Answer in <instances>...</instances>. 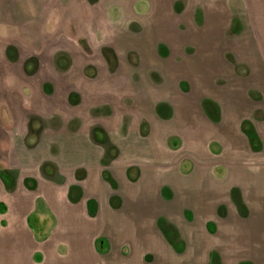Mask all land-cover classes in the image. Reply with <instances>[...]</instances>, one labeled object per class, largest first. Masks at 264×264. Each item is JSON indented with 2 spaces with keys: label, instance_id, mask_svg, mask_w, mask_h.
Masks as SVG:
<instances>
[{
  "label": "rangeland",
  "instance_id": "1",
  "mask_svg": "<svg viewBox=\"0 0 264 264\" xmlns=\"http://www.w3.org/2000/svg\"><path fill=\"white\" fill-rule=\"evenodd\" d=\"M218 4L0 0V158L16 165L0 166L11 179L1 198L8 211L0 214V264H204V234L192 235L197 226L180 227V235L188 238L183 243L179 226H164L172 236L168 241L150 229L161 209L155 198L161 184L177 190L197 188L202 179L198 175L214 171L219 179L213 178L216 183L210 187L216 189L226 160L231 159L233 167L237 156L259 170L258 176L264 175V147L252 154L243 151V139L251 132L221 126L238 121L236 111L246 102L244 115L254 118L255 132L264 142V99L252 82L223 76L234 70L244 77L245 66L233 63L227 51L222 62L211 66V50L203 35L198 37L202 12ZM245 46L237 48L244 53ZM242 93L253 94L255 102L248 103ZM126 168L127 184L116 191L109 182L95 181L101 170L120 178ZM177 169L184 174L177 176ZM233 171L229 183L237 180ZM81 179H86L80 185L82 202L69 203L68 190ZM19 191L37 196L27 215L31 230L17 210ZM118 191L126 196L134 192L133 197L145 192L138 205L149 216L144 223L138 220L146 223L143 234L135 218L118 219V231L125 236H112L108 250L98 253L91 245L96 237L105 238L98 222L81 245L75 233L61 232L67 213H75V220L91 196L101 202L98 220L107 217L111 210L105 200ZM183 195L175 194L178 205L184 204ZM167 202L164 210L172 208L173 201ZM176 211L170 213L171 221ZM218 244L222 246L220 240ZM96 249L103 252L100 243ZM226 251V264H233V251L228 246ZM210 257L209 264L224 262L220 255Z\"/></svg>",
  "mask_w": 264,
  "mask_h": 264
},
{
  "label": "crops",
  "instance_id": "2",
  "mask_svg": "<svg viewBox=\"0 0 264 264\" xmlns=\"http://www.w3.org/2000/svg\"><path fill=\"white\" fill-rule=\"evenodd\" d=\"M210 1L219 4L217 7L204 9L201 14L203 29L202 31L200 30L197 32L200 33L198 37H200L201 34L203 35L204 45L209 48V51L211 50V54L213 55L210 65H214L217 61H220V59L222 62L225 52L227 51V53L233 56V63H242L241 65L245 66L243 67L246 68V73L245 75H242L244 77H241V74H239L241 71L235 72L232 70V73L230 70H226L223 74L226 80L234 82H239L240 80L244 82H252V88L255 89V92H257L261 98L264 99V0ZM189 32L192 33L191 30ZM195 43L196 40L194 41V45H196ZM224 45L234 46L225 50L223 48ZM237 45H246L244 47V53L237 48ZM224 64L231 66V63L229 64L228 62H225ZM237 94H239V92H237ZM251 95L253 96L251 93H248L247 95L245 93L240 94L241 97L247 96L249 98L250 101L248 100V103H252L251 99L253 100V98ZM253 102L255 101L253 100ZM242 104L236 111V116L237 118L239 117L238 121H229V124L226 121L221 122V126L227 131H246L247 135L251 132V136L248 137L249 139L245 137V140L243 139V151L252 154L262 150L261 148L262 146L264 147V142L263 137L261 138L258 132H255L258 128L253 123L254 118L251 117V115H244V105L247 106L248 104L246 102L244 104L243 101ZM253 110L254 109L249 112H255ZM234 119L236 118L234 117ZM245 120H247L246 123ZM244 123L249 126L247 129L244 128ZM2 127L3 126H1L0 123V131L3 130ZM254 136H257V138H254ZM241 137H243V135ZM0 146H3L1 141ZM238 158L239 157L237 156L236 159H233L234 162L230 163L234 164L233 167L229 166V162L232 160H226L228 167L225 165V175L219 180L220 183L216 189H211L210 187V183H213V178L216 180L219 179L215 176L216 172L214 171V173L212 172L213 175L211 171H205V174L200 173L202 175L198 176L202 177V179L197 188L177 190V187H174V185L168 186L161 184L162 186H157L155 189V198L158 203L156 204L158 206L160 205L161 209H159L158 213L153 217L154 223L150 230H152L151 232L154 236L157 238L160 237L162 241H168L170 240L169 237L172 236H169L168 231H164V226H179L177 230L176 228H171L178 231V234L181 237L182 234L180 235L179 232L180 227L186 225L189 228L190 226L195 228V226H197L198 230L195 234L192 233V235L204 234L203 236H200L202 237L200 242L204 240V242H202L204 247L203 254H200V256L205 259L204 264L210 263L211 254L220 255L224 260V262L220 264H226L227 246L229 247V250L233 251V256L236 257L233 264H264V175L258 176L256 173H259V170L257 171L252 165L246 164L245 162L247 160H240ZM6 162L0 158V166L4 169L16 168L15 164L9 166ZM124 170L125 173H123L120 178L113 177L110 172L106 174L104 170L99 171V176L95 175L94 178H96V183L109 182L110 184L108 185H110L111 189L116 191L120 185L127 184L126 178H129L130 173L128 168ZM232 170L235 171V178H237V180L229 183L228 178L230 177L229 174H231ZM82 171V173L85 174L86 170L83 169ZM183 174L184 173H181L177 169V176L180 177ZM86 179H81L80 183L70 187L67 193V200L69 203L82 202L83 188L80 185H82ZM10 183L11 179L8 174L0 171V214H5L8 211L7 204H5L4 199L1 198H3L6 193V187H8ZM74 190L76 194L72 195V191ZM31 192L32 191H19L16 198V200H19L17 210L22 213V217H24L23 222L29 229L27 215L37 198V196L34 195L35 193L32 195ZM133 193L134 192H131V196H126V194L122 195L120 191L114 192V194L111 193L105 200L106 206L111 211H108L109 213L107 217H103V221L98 220L100 217L101 202L97 197L91 196L86 202L82 203L85 204V206L81 207L82 212L76 214L75 220L71 218L75 213L72 212V214L71 211L70 215L67 213L65 216L67 221L60 225L61 232L67 234L75 233L77 240L79 242L81 240L83 243V238L87 235L89 236V234L95 230V227H98V222L102 225V228H99L98 231L102 232L101 235L106 238L98 236L91 242L92 247H94L98 253H105L108 250V244L111 241L112 236L114 237L119 234L125 236V234L119 233L118 231L122 226L120 222H118V219L135 218L136 225H139L140 227H138L139 232L143 234L141 226L146 223L142 224L141 222L140 224L138 220H147L149 216L146 212L141 211L138 205H141L144 202L141 195H146L144 191H141L140 193L138 191L137 193L139 195L137 194L133 197ZM176 193L177 195L180 193L184 194V204H177L178 197L175 196ZM29 194H31V197ZM145 198L148 199L147 197ZM170 200L173 201V204L171 205L172 208L164 210L165 201L169 202ZM46 202L49 205V209L52 210L50 202L47 200ZM175 209L178 210L174 213L176 220L171 221L172 219H170V217L172 214L170 213H173L172 211ZM180 210L181 212H179ZM3 222L4 221L1 223L3 224ZM63 227H65V229H63ZM148 229H146V232L149 231ZM85 239L86 237L84 238V241ZM219 240L221 241L222 246H219ZM182 241H188V238H184L183 236L179 242L183 243ZM81 242L80 245L82 244ZM97 243H100L103 252H99L96 249Z\"/></svg>",
  "mask_w": 264,
  "mask_h": 264
}]
</instances>
